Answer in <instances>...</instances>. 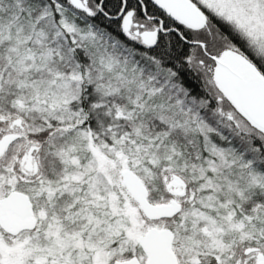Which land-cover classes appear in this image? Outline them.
<instances>
[{"label": "snow or ice", "instance_id": "snow-or-ice-1", "mask_svg": "<svg viewBox=\"0 0 264 264\" xmlns=\"http://www.w3.org/2000/svg\"><path fill=\"white\" fill-rule=\"evenodd\" d=\"M0 264H264V0H0Z\"/></svg>", "mask_w": 264, "mask_h": 264}]
</instances>
